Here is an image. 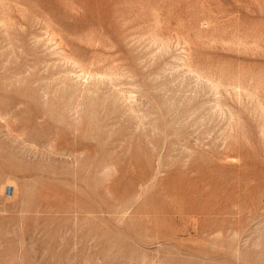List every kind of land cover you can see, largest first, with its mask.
<instances>
[{
  "label": "rangeland",
  "instance_id": "374dc122",
  "mask_svg": "<svg viewBox=\"0 0 264 264\" xmlns=\"http://www.w3.org/2000/svg\"><path fill=\"white\" fill-rule=\"evenodd\" d=\"M0 264H264V0H0Z\"/></svg>",
  "mask_w": 264,
  "mask_h": 264
}]
</instances>
